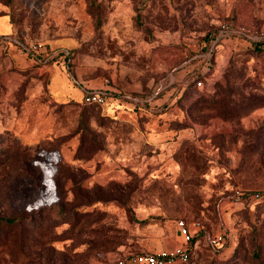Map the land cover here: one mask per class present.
<instances>
[{
  "label": "rangeland",
  "instance_id": "374dc122",
  "mask_svg": "<svg viewBox=\"0 0 264 264\" xmlns=\"http://www.w3.org/2000/svg\"><path fill=\"white\" fill-rule=\"evenodd\" d=\"M230 21L264 0H0V264H115L181 219L189 264H264V49L200 59Z\"/></svg>",
  "mask_w": 264,
  "mask_h": 264
},
{
  "label": "built area",
  "instance_id": "2783aa9c",
  "mask_svg": "<svg viewBox=\"0 0 264 264\" xmlns=\"http://www.w3.org/2000/svg\"><path fill=\"white\" fill-rule=\"evenodd\" d=\"M235 40L236 43L250 45L264 49V30L256 28L242 27L236 22L230 21L222 24L218 29L214 41L209 51L200 56V59L210 63L218 48L227 41ZM19 47L27 54L35 52L37 47H28L24 43H19ZM197 58V57H196ZM196 86L201 88L203 82L200 80ZM84 102L89 105L105 106L111 99V93L108 89L90 90L83 89ZM243 197L240 191H237L235 198L237 201ZM178 235L183 239V244L168 250L158 252H143L130 254L120 257L115 264H189L194 250V240L203 232L202 226L188 223L181 219L177 223ZM206 233V232H205ZM207 240L211 247L220 249L227 244L229 235L226 231L216 234L206 233Z\"/></svg>",
  "mask_w": 264,
  "mask_h": 264
},
{
  "label": "trees",
  "instance_id": "16d2710c",
  "mask_svg": "<svg viewBox=\"0 0 264 264\" xmlns=\"http://www.w3.org/2000/svg\"><path fill=\"white\" fill-rule=\"evenodd\" d=\"M218 29V28H217ZM217 29H216V31L211 35V37H210V39H209V41H208V44H207V46L205 47V52H204V54L205 53H207L208 51H209V49H210V47H211V45H212V42L214 41V38H215V36H216V33H217ZM18 43V42H17ZM246 45V44H245ZM246 46H249V47H252V46H250V45H246ZM255 48H258V47H255ZM258 49H262V48H258ZM217 52H218V50L216 51V53L214 54V56H213V58L211 59V61H210V63H209V61L208 62H206V61H204L205 63H206V66L207 67H212L213 66V63L215 62V58H216V54H217ZM65 58L66 59H68L69 58V56L68 55H66L65 56ZM51 59H57V57H55V58H51ZM200 74V73H199ZM205 74V73H204ZM200 79L201 78H198L197 79V81L195 80V82H198V81H200ZM82 95H83V100H84V93H83V90H82ZM85 103V102H84ZM86 105H89V104H86ZM97 106V105H96ZM242 198H244L245 199V201L247 200H250V196L248 195V196H246V197H242ZM177 228H178V225H177ZM203 231H204V229H203ZM178 233H179V230H178ZM201 234H203V233H201ZM196 241V239L194 240V242ZM141 253H143V252H141ZM138 254V253H137Z\"/></svg>",
  "mask_w": 264,
  "mask_h": 264
},
{
  "label": "crops",
  "instance_id": "0c3cea01",
  "mask_svg": "<svg viewBox=\"0 0 264 264\" xmlns=\"http://www.w3.org/2000/svg\"><path fill=\"white\" fill-rule=\"evenodd\" d=\"M84 89H90V90H99V89H91V88H87V87H86V88H84Z\"/></svg>",
  "mask_w": 264,
  "mask_h": 264
}]
</instances>
